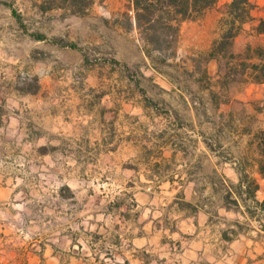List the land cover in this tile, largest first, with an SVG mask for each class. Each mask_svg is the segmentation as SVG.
<instances>
[{
  "label": "rangeland",
  "instance_id": "1",
  "mask_svg": "<svg viewBox=\"0 0 264 264\" xmlns=\"http://www.w3.org/2000/svg\"><path fill=\"white\" fill-rule=\"evenodd\" d=\"M33 1L0 0V264H111L118 254L106 244L125 230L123 212H134L142 164L150 155L164 164L166 143L197 156L204 146L198 133L214 129L221 119L215 103L225 97L210 93L219 79L205 74V50L189 44V33L178 37L167 62H150L136 29L124 23L131 0H94L84 15L40 13ZM207 11L225 7L217 1ZM207 19L181 27L198 33ZM197 20L199 28L190 29ZM231 58L227 49L222 69L238 80ZM18 93L25 94L23 115L46 127L40 139L34 133L22 142L8 133ZM99 131L111 152L77 146L75 136ZM201 175L193 173L197 181ZM261 202L248 213L260 216Z\"/></svg>",
  "mask_w": 264,
  "mask_h": 264
},
{
  "label": "crops",
  "instance_id": "2",
  "mask_svg": "<svg viewBox=\"0 0 264 264\" xmlns=\"http://www.w3.org/2000/svg\"><path fill=\"white\" fill-rule=\"evenodd\" d=\"M218 1L225 7L223 13L206 10L200 18L210 16L212 21L207 19L198 33H185L187 26L180 25L179 36L189 33V44L205 50V74L220 82L210 93L225 97L215 103L221 119L214 121L210 132L198 133L204 146L192 159L185 152L178 154L171 143H166L164 164L152 160L153 155L146 162L143 157L145 184L135 198L134 212H123L125 230L112 235L106 244L109 253L118 254L111 264H264V211L256 208L260 216L248 213L251 203L264 200V79L260 71L264 67V26L260 24L264 0H248V16L235 21L237 32L228 48L233 61L228 65L237 68L238 80L223 72L221 63L227 51L210 56L228 27L226 22L220 26L218 19L228 18L226 7L231 0ZM198 23L194 21L189 28L198 29ZM228 77L233 80L225 83L222 79ZM24 96L17 94L18 112L7 120L10 136L12 132L22 142L34 133L40 139L46 131L40 118L31 122L23 115ZM104 125L103 119L98 127ZM220 131L226 132V140ZM75 137L82 151L111 152V140L104 131ZM169 139L173 142L174 135L167 133ZM152 145L158 149V144ZM196 170L202 172L198 181L193 176ZM156 174L160 181L154 182ZM254 184L257 189L252 199L248 188Z\"/></svg>",
  "mask_w": 264,
  "mask_h": 264
},
{
  "label": "trees",
  "instance_id": "3",
  "mask_svg": "<svg viewBox=\"0 0 264 264\" xmlns=\"http://www.w3.org/2000/svg\"><path fill=\"white\" fill-rule=\"evenodd\" d=\"M94 0H34L33 5L40 13L61 10L64 15H84ZM218 0H131L132 14L125 13V25L128 30L136 29L143 43V51L150 62L165 63L176 54L180 25L189 19H198L216 4ZM248 0H231L226 7L228 27L220 39L214 43L213 52H226L236 35L235 21H242L248 16ZM264 26V21L260 22ZM38 40L43 34H35ZM232 54H230L231 56ZM233 57V56H232ZM157 67V66H156ZM264 79V67L260 68ZM257 184L249 186L248 195L253 199ZM257 203V201H256ZM264 200L260 203L262 206Z\"/></svg>",
  "mask_w": 264,
  "mask_h": 264
}]
</instances>
